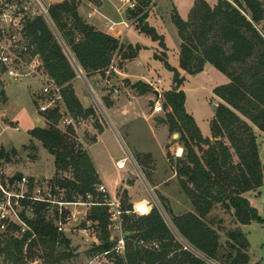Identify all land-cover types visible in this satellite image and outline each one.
<instances>
[{
    "label": "trees",
    "instance_id": "1",
    "mask_svg": "<svg viewBox=\"0 0 264 264\" xmlns=\"http://www.w3.org/2000/svg\"><path fill=\"white\" fill-rule=\"evenodd\" d=\"M136 1L137 9L129 14L137 18V29L166 49L164 37L147 21L155 0ZM79 3L65 0L54 5L51 18L55 31L45 21L37 20L30 26V33L46 73L62 88L65 112L86 120L95 113L92 108H84L72 86L79 76L78 69L87 78L97 74L104 77L114 59L123 67L137 58L142 47L120 44L86 23L79 14ZM171 19L180 40V70L197 75L210 64L225 74L229 82L213 91L221 102L211 121V138H205L194 117L186 111L184 77L168 63L167 56L155 55L174 73V88L163 94V107L171 110L167 115L169 130L180 135L179 144L184 152L173 168L192 211L175 215L164 203L169 218L158 207L137 210L125 192L121 200L125 257L113 252L107 257L115 264H250L246 235L240 228L233 229L226 233V242L221 243L220 226L224 221H216L212 215L220 207L233 215L237 225L264 224V218L244 197L264 184L257 135L264 133V0H217L215 5L197 0L187 21L177 10ZM134 86L144 88V93L152 90L142 82ZM3 90L0 82L2 100L6 98ZM61 113L54 108L44 114L48 126L30 134L54 156V181L65 191L68 201L89 194L97 198L100 177L73 134L58 129ZM96 128L102 130L99 125ZM7 157L2 148L0 160ZM70 167L74 169V178H63ZM33 212V218L22 214L31 232L16 237V229L11 227L10 232L0 233V264H34L37 260L43 264H63L73 257L70 240L46 221L47 205H34ZM109 218L104 206H94L88 213L87 221L92 230H98L100 241L92 250L95 255L110 252L115 245L108 230ZM216 225L219 227L215 228ZM140 241L148 247H139ZM152 243L158 248H152ZM61 247L65 249L60 250Z\"/></svg>",
    "mask_w": 264,
    "mask_h": 264
},
{
    "label": "rangeland",
    "instance_id": "2",
    "mask_svg": "<svg viewBox=\"0 0 264 264\" xmlns=\"http://www.w3.org/2000/svg\"><path fill=\"white\" fill-rule=\"evenodd\" d=\"M79 1L81 6L84 0ZM195 1L196 0L154 1L155 11H153L155 12L154 16L156 17L155 20H157L158 25L154 23H151V25L148 23V25L155 28L157 33L164 37L166 49L161 48L159 43L154 41L152 37L140 32L137 29V18L134 16L130 17V14L125 12V14L129 15V19L132 20L135 26L125 34L124 45H132L134 47L140 45L142 47L135 62H132L129 66L130 77L133 79L144 77L146 81L153 83H156L158 79L162 80V84L158 85L160 97L157 99L155 96L152 101L146 103V107L150 114L154 113V108L158 106V103L164 105L165 100L163 94L174 88V73L169 71L160 59H156L155 55L159 57L167 56L168 63L172 67L177 68L179 66L180 40L171 17L174 10H177L180 17L187 21L191 15ZM206 1L210 5H215L217 3L216 0ZM173 4H175L176 9ZM120 28L124 29L123 26ZM115 66L119 73L113 72L114 76H111L110 82L117 90L112 86L106 87L108 90L105 93L109 95H111L110 93L119 95L118 93L120 92H118V88H121L128 99H130L129 101H132V98L131 95L128 94V90L135 96H137L135 93L140 95L148 93L149 96H154L150 93L152 90L144 93V88L141 86H134L135 84L131 83L129 86L123 81L121 82V79L118 81L114 79V77L121 78L119 77L121 69L116 61ZM81 78L86 80L84 73H82ZM112 78L114 79L113 81ZM184 79L185 82L182 90L186 95V111L194 117L202 135L205 138H211V121L219 105V99L215 96L213 91L216 87L227 84L229 78L211 66L210 70L203 74ZM1 84L7 92L6 98L4 100L0 99V152L3 148L6 157L8 156L7 159H2L4 160L5 169L11 170V173L14 174L13 176L16 177L25 174L33 177L55 178L56 168L54 156L43 147L40 141L33 138L30 134L33 130L46 128L48 126V121L44 115L46 113H42L38 109L42 105L47 106L51 103L53 99L52 93L50 95H42L43 82L39 79L24 78L20 82H14L6 77ZM81 84L82 83H79V85ZM83 90V94H86L87 89L83 87ZM131 90L133 92H131ZM82 95L81 98L78 97L81 104L84 102ZM89 96L91 97V95ZM105 107H108L106 99L100 96L97 100L93 99L92 106L89 107L94 110L95 115L93 117H89L86 120L72 117L73 124L71 127H64L61 121L58 123L57 127L62 132H71L73 134L72 138L77 143L79 140L84 141V144H81L80 148L88 153L89 146L95 143L97 134L101 133L106 126L108 128V133L102 139L103 142L100 145L101 149H111L115 159L114 162L121 157H128V154H130V158L133 161L132 164L130 160L126 159L125 162H123L125 167L122 168V171H117L114 163L106 157L105 153L100 157H98L96 153H93L102 175L107 173L109 180L111 176H113V179L119 174L124 176L119 183L116 184L113 182V186L109 187L111 194L121 201L123 194L126 192L129 202L133 204L134 208L137 210L149 211L154 207H160L165 214L162 204L164 203L175 215L176 213L178 215H181V213L183 214L186 209L185 206L180 204H182L184 200L189 199L182 192L175 174V167L173 168L178 158V148L182 147L179 144L180 135L179 133H174L169 130L166 136L165 148H161V146L158 145L156 134L153 132L155 126L165 125L169 128L167 115L171 110L166 109L164 112L155 113L149 125L137 122L135 123L137 127L136 130H134L132 126H126L122 128L121 132H116L115 130L113 131L109 125L110 120ZM54 108H58L60 112H62L61 114L63 116L61 119L68 117V113L65 112L66 109L63 101L58 100L50 107L49 111L54 110ZM39 118H41V121ZM98 125L102 127V130L96 128ZM258 142L264 173V134L259 135ZM101 160L104 161L102 163L103 166ZM249 200L250 204L257 209L259 216L264 218V184L261 189V194L257 197L252 196ZM77 211L80 220H82L81 218L84 217L86 211L87 213L90 212L85 207H78ZM24 214L26 216L28 214V218L34 217V212L32 210H28V212L24 211ZM213 214L212 217H214L216 221L220 218L224 221L223 226H220L221 243L224 244L227 240L226 233L239 227L233 215L224 212L222 208L217 207ZM165 216L169 218L168 214H165ZM88 226L90 228L91 224L87 219L80 225L81 228ZM75 227L76 226L72 228V230L74 229L75 231L64 234L66 238L70 240V248L73 252V257L63 264H115L113 260H109L106 256L93 254V248L100 244L98 230H92L90 228L89 233L91 236L86 240L80 227ZM218 227L219 225H216L215 228ZM240 229L246 235L250 243V264H264V224L252 222L250 225H241ZM118 235L119 232H113V236L117 237ZM64 249V247L60 248V250ZM37 261L39 264H43L42 260ZM38 263L36 262L34 264Z\"/></svg>",
    "mask_w": 264,
    "mask_h": 264
},
{
    "label": "built area",
    "instance_id": "3",
    "mask_svg": "<svg viewBox=\"0 0 264 264\" xmlns=\"http://www.w3.org/2000/svg\"><path fill=\"white\" fill-rule=\"evenodd\" d=\"M63 1L65 0H0V82H4L6 77L14 82H20L24 78L41 80L43 82L42 95L52 93L53 98L49 105L39 107L38 110L42 113H47L58 100L63 101L62 88L57 86L46 73L42 57L36 51L30 33V26L35 21L42 20L55 31L51 18V8ZM118 1L124 13L134 12L137 9L138 3L136 0ZM92 3L94 9H97L102 2L101 0H92ZM91 17L92 14L90 13L89 18ZM114 26L116 24L111 23L107 25V28L114 33ZM117 40L122 44L123 34H119ZM116 71L114 59L105 72V86L110 85V77ZM78 72L79 76H82L83 71L78 69ZM161 83L162 80L158 79L156 83L151 82L149 86L152 91L160 92L158 85H161ZM91 94L97 100L98 94L93 91H91ZM164 110L163 105L160 103L154 108L155 113H161ZM61 123L64 127L69 128L73 124V118L68 115V117L61 119ZM81 144H84V141L79 140L78 146H81ZM117 165L119 169L125 167L123 162H118ZM13 175L11 170L5 169L4 160H0V233L10 232L11 227H15L16 231L13 235L16 237L31 232L29 225L23 220L22 214L24 211H33V206L37 204L47 205L46 221L62 234L75 231L72 230L74 226L79 228L84 220L86 221L87 211L80 220L78 207H85L90 211L94 206H104L108 208L110 216L108 230L112 233V240L115 241V245L110 252L104 253L102 256L107 257L109 253L113 252L120 257H125L126 240L122 233L124 214L122 204L120 199L111 194L104 183L97 186V198L89 194L79 196L74 201H68L65 191L56 185L54 178L33 177L25 174L20 177ZM63 175V178L73 179L74 169L70 167ZM80 230L88 240L91 236L89 226L80 227ZM115 231L119 232L117 237L113 236ZM138 246L146 248L148 244L145 241H140ZM151 247L158 248V245L152 243Z\"/></svg>",
    "mask_w": 264,
    "mask_h": 264
},
{
    "label": "crops",
    "instance_id": "4",
    "mask_svg": "<svg viewBox=\"0 0 264 264\" xmlns=\"http://www.w3.org/2000/svg\"><path fill=\"white\" fill-rule=\"evenodd\" d=\"M83 2L84 3L81 4V6L79 7V14L82 17V19L86 23L94 26L98 31H100L104 34L110 35V36L114 37L115 39H118L119 34H123L122 44H125V40H124L125 34L129 30H131V28L135 25L132 23V20L129 19V15L125 14L124 10L121 9V5H120L119 1L117 2V0H101L102 3L100 4L99 7H97V9H94V5L92 3V0H84ZM195 2H194V4H195ZM216 2H217V0H216ZM173 5L175 6V4H173ZM154 6H155V3H153L151 8L149 9L150 15H149L148 23L150 25H151V23L158 25L157 20H155L156 17L154 16V14H155ZM175 9H176V6H175ZM90 13L92 14L91 18H89ZM119 17H121V18H119ZM111 23L116 24V26H114V29H115L114 33L111 32L107 28V25H110ZM122 26L124 27V29L120 28ZM135 60L125 63L123 65V67H119L121 69L119 77H121V78L114 77V79H116L117 81L119 79H121V82L123 81L127 85H129L130 83L136 84L138 82H142L144 84L149 85L151 82L146 81V79H144V77H142L140 79H133L130 77L129 66L132 62H135ZM179 60H180V51H179ZM211 66L212 65H210V64H206L204 71L199 73V74H203L206 71H209ZM176 69H178L180 71V73L182 74V76L184 78H189V77L199 75V74L188 75L185 72L181 71L179 66ZM116 72H118V71H116ZM111 76H114V73H112ZM85 79L86 80H84V78H81L80 76H78L73 81L72 86L75 87V88L74 87L73 88L75 90L76 96L81 98V95L84 92L83 87H84V89H87V93L82 95V99L84 101L82 103V105L86 109H88L89 107L92 106V100L94 99L93 95L91 94V91H93L94 93H97L98 98L100 96H103L106 99V102L108 105V107H105V109L108 113V117L110 120L109 125L111 126L113 131L115 130L116 132L117 131L121 132L122 128L126 127V126H128V127L132 126V128L134 130H136L137 127H136L135 123H137V122H140L141 124H144V125L151 124L150 121H152V118L154 117L155 112L150 114L147 107H146V103L149 101H152L155 98V94L153 91L150 92L152 95H154L152 97V96H149L148 93L144 94V95H140L138 93H135V94H137V96H135L134 94L130 93V90H128V94L131 95V98H132L131 99L132 101H129L130 99H128L127 95H125V92H123V89L121 90V88L120 89L118 88V92H120V93H118L119 95H113V93H110L111 95H109V94L105 93L108 90V89H106V87L112 86L114 88L115 86H113L111 83H110V86H105L104 85V77H102L100 74L90 76L89 78H87L85 76ZM98 79H99V81H98ZM114 79L112 78V81ZM110 81H111V77H110ZM79 83H82V84L79 85ZM172 88H173V86H172ZM114 89H116V88H114ZM119 90H121V91H119ZM131 92H133V91L131 90ZM6 95H7V92H6ZM89 95H91V97L93 99ZM219 102H221L220 99L218 101V104H219ZM154 128L155 129L153 130V132L156 134V138L158 140V145L161 146V148L162 147L165 148L166 140H167L166 136L169 133V128H167V126H165V125L155 126ZM107 133H108V128L105 126L103 128L102 132L97 134V138H96L95 143H93L92 145L89 146L88 153H89V157L91 158L93 165L95 166V168L97 170V173L100 177L101 182L104 183L109 188L110 186H113V184H112L113 182H115L116 184L119 183V181L122 180V177H124V176L119 174L117 177H114V179H113V176H111L110 177L111 179L109 180V176L107 173H104V175H102L99 167L97 166V163L95 161V156L93 153H96V155L98 157H100L101 155H103L105 153L106 157L109 158V160L114 163V166L116 167L117 171H122V169L117 168V165H116L117 162H125V160L127 159V160H130V162L133 164V161L130 158V154H128V152H127L128 157H121L120 159H118L114 162L115 159H114L113 153L111 152V149H109V148L108 149L107 148L101 149L100 145L103 142L102 139ZM259 133L264 134L262 132H258L257 133L258 137L260 135ZM164 135H165V137H164ZM258 144H259V142H258ZM179 150L181 151V153ZM183 152H184L183 148L179 147L177 157L181 158L183 156ZM101 161H102L101 162V164H102L104 161L103 160H101ZM102 166H103V164H102ZM105 174H107V175H105ZM262 188H263V186L256 191L248 192V193L244 194V197H246L248 200L250 198H252V196L257 197L258 195L261 194ZM109 190H110V188H109ZM180 205L185 206V209H186L185 212H191L192 211V206H191V203L189 202V200H184L183 203ZM185 212H183V214ZM176 215H178V214L176 213ZM240 226L241 225H238L239 228H240Z\"/></svg>",
    "mask_w": 264,
    "mask_h": 264
},
{
    "label": "water",
    "instance_id": "5",
    "mask_svg": "<svg viewBox=\"0 0 264 264\" xmlns=\"http://www.w3.org/2000/svg\"><path fill=\"white\" fill-rule=\"evenodd\" d=\"M80 77H81V76H80ZM153 92H154L156 98L158 99V98L160 97L159 92H158V91H153ZM2 94H3V95H6L5 90L2 91ZM39 120L41 121V118H39ZM158 209H159V210L161 211V213L165 216V214H164V212L162 211V209H161L160 207H158Z\"/></svg>",
    "mask_w": 264,
    "mask_h": 264
}]
</instances>
